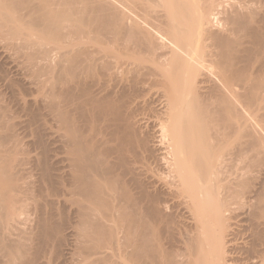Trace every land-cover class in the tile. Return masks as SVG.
<instances>
[{"label": "bare ground", "instance_id": "bare-ground-1", "mask_svg": "<svg viewBox=\"0 0 264 264\" xmlns=\"http://www.w3.org/2000/svg\"><path fill=\"white\" fill-rule=\"evenodd\" d=\"M0 67V264H264V0H0Z\"/></svg>", "mask_w": 264, "mask_h": 264}, {"label": "rangeland", "instance_id": "rangeland-1", "mask_svg": "<svg viewBox=\"0 0 264 264\" xmlns=\"http://www.w3.org/2000/svg\"><path fill=\"white\" fill-rule=\"evenodd\" d=\"M0 68H2V67H0ZM0 71H1V69H0ZM1 83V82H0ZM3 82L1 83V85L2 86H0V92L2 91V89H4V87H3ZM2 94V93H1ZM3 97H5V98H2L3 99V101L5 102H7V99H8V97H7V95H3ZM7 98V99H6ZM5 99V100H4ZM242 240H240V239H237L236 241H235V244L237 243H240ZM229 257H230V260H231V262H230V264H241L242 262H244L243 260H241L240 259V257L238 256V254L235 252V251H232L231 253H229V255H228Z\"/></svg>", "mask_w": 264, "mask_h": 264}]
</instances>
